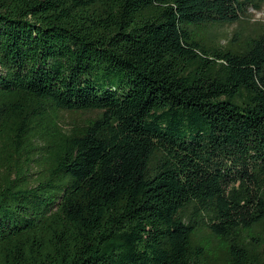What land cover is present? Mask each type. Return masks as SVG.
I'll list each match as a JSON object with an SVG mask.
<instances>
[{"label":"trees","instance_id":"obj_1","mask_svg":"<svg viewBox=\"0 0 264 264\" xmlns=\"http://www.w3.org/2000/svg\"><path fill=\"white\" fill-rule=\"evenodd\" d=\"M263 3L0 0V264H264Z\"/></svg>","mask_w":264,"mask_h":264},{"label":"rangeland","instance_id":"obj_2","mask_svg":"<svg viewBox=\"0 0 264 264\" xmlns=\"http://www.w3.org/2000/svg\"><path fill=\"white\" fill-rule=\"evenodd\" d=\"M264 24V3L260 9L256 10L249 7L246 14L237 22L224 24L211 28L209 34L219 38L221 42L230 38L232 35L244 37L255 33ZM70 117V116H69Z\"/></svg>","mask_w":264,"mask_h":264}]
</instances>
